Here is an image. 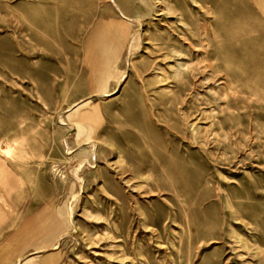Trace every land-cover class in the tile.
Here are the masks:
<instances>
[{
    "label": "rangeland",
    "instance_id": "obj_1",
    "mask_svg": "<svg viewBox=\"0 0 264 264\" xmlns=\"http://www.w3.org/2000/svg\"><path fill=\"white\" fill-rule=\"evenodd\" d=\"M115 1L129 12L137 5ZM169 1L189 24L204 19L209 52L199 55V73L175 78L178 62L190 69L196 55L191 48L164 56V36L180 23L176 13L159 15L164 4L152 0L147 39L118 83L128 49L108 70L97 29L135 26L111 0H0L5 264L23 254L29 264H264V16L253 0H216L200 14L190 0ZM88 109L100 150L94 159L77 142L88 135L79 125ZM64 121L80 128L69 132ZM47 201L64 218L71 209L75 227L16 235ZM239 238L263 252L250 254Z\"/></svg>",
    "mask_w": 264,
    "mask_h": 264
},
{
    "label": "bare ground",
    "instance_id": "obj_2",
    "mask_svg": "<svg viewBox=\"0 0 264 264\" xmlns=\"http://www.w3.org/2000/svg\"><path fill=\"white\" fill-rule=\"evenodd\" d=\"M161 1L164 4V8H162L161 9L162 11L159 12L158 14L159 15H161V14L167 15L169 13H176L175 16H176L178 22L180 23V25H177L176 28L171 29L172 35H171V33H169V31H167L168 33L166 32V34L164 36V42L166 44V47L168 48V51L164 54V56L166 58L170 57V55H169L170 53H173V55H176V56H184L183 54H186L185 51L186 50L191 51V48H192V51L196 55L195 65L193 67H191L190 69L185 62H182V61L178 62L175 78L178 79L179 76L184 75V74L186 75V73H188L189 70H191L192 73L195 72L198 74L199 70L201 69L200 61L202 60L201 58H199V55L204 54L206 51V45L204 43V37H203V35L205 33L204 19L201 17V20H202V23H201V22H199L200 18L197 17L192 24H189V22L185 18H183V14L181 12H179V11L176 12V10L173 9L174 7L169 0H161ZM190 1L193 3V6H191V7L194 8V6H195L197 8V12H199V14H200V12L210 13L213 10V8L216 7V0H210L209 1L210 4H208V2L205 0H204L205 2L200 1V0H190ZM253 1H254V4L256 5V8L260 12V14L262 16H264V0H253ZM136 2H137L136 8L134 10H132V12H129L125 8L119 6V4L115 0H111L113 7L116 9L119 16L127 22L126 24L135 26L134 28H132V30L129 31L127 29H125V30L122 29V30L118 31L116 29H113V27L109 23L100 24V26L97 29V40H98L99 49H100L99 55H100V57H102L104 59L103 63L106 64L108 70L112 69L113 64L120 58L123 45H125L126 48L128 49L127 55L125 57L124 71H122V73L120 74L118 83L125 76L127 67H129V68L132 67V58H131L132 51L135 52V50L137 48H139L141 41L143 39H147L145 37V35H147L146 34L147 30L144 29V20L147 17L151 16L152 0H136ZM188 31L192 33V37H190L188 35ZM145 43H148V40H146ZM190 45L192 47H190ZM210 49L213 51L216 50L214 48V46H211ZM206 52H209V50ZM204 67L213 70L211 63L204 65ZM202 70H203V67H202ZM225 76H226L225 79L228 82H231V80H232L231 74L227 72ZM102 78H104L103 75H100L98 80H100ZM166 79H167V77L164 75L163 80L165 81ZM77 105H78V103L73 104L72 109ZM72 109H70V111ZM65 111L68 113L69 109H66ZM93 115H95L94 109L85 110V114L82 118L83 123L81 122L79 125L80 126L81 125H88L89 131H88L87 136L82 137L77 142H78V145H80V147L83 145H87L88 146V152L87 153H88V155H90L91 158L94 159L97 156V154L100 153L99 144L96 140L93 139L94 135L92 134V131L90 129L91 124L90 125L86 124L87 122L89 123V121L91 122L93 120V118H94ZM84 121H86V122H84ZM63 124H66L68 131L72 130L74 128H78V126H79V125H77V127H76L75 123L70 122V121L69 122L64 121ZM80 126H79V128H80ZM11 149L9 147L6 148L7 154L9 153V150H11ZM124 162L125 161H124L123 157L120 155V153L117 152V160L113 162V166L116 169L118 174L122 175V173L124 172ZM3 164L4 163L0 161V169L2 168ZM79 166L81 167V163H79ZM138 176L144 177V176H146V174L144 171H141L138 173ZM81 177H79L77 175V180L80 183L82 182ZM125 181L129 182L128 180H125ZM2 196L3 195L0 192V201H2L1 200ZM1 211H2V206L0 204V216H1ZM34 211L35 212L33 214V217H31V219H29L26 224H24V223L22 224V228H20V230L16 232V235L21 234L20 233L21 231L24 232V230L29 225H32V228L28 234L29 236H35L37 231L40 228H45L48 225L50 226L54 223H56L57 225H69V226H72V228L75 227V222H74L73 217H72L71 209L69 210L67 217L64 218V216L61 214L60 210H58L57 207L51 201H47L45 204H43V206L37 208ZM234 213L235 212L231 210V214L235 215ZM233 217L240 219L239 216H237V215L233 216ZM65 233H68V231H64L60 235H58L57 241L55 244H53L52 249L58 248L59 240L63 237V235ZM43 236H44V239H43V241H44L46 239V237L48 236V234H43ZM239 239L241 241H243V246L245 248H247V250L252 251V253H250V254L256 256V255H259L263 252L260 250L259 246H254V243H251L249 240L244 239V238H239ZM8 241L11 245H13L14 243H17V240L15 238H10ZM34 247H35L34 252H39V251L44 249L43 246L40 244L37 246H34ZM262 255L264 257V253ZM25 257H26L25 254L17 256L14 260V264H24ZM1 259H3L4 261L1 262ZM7 260H8V258H7L6 249L4 248V246H0V264H5Z\"/></svg>",
    "mask_w": 264,
    "mask_h": 264
},
{
    "label": "crops",
    "instance_id": "obj_3",
    "mask_svg": "<svg viewBox=\"0 0 264 264\" xmlns=\"http://www.w3.org/2000/svg\"><path fill=\"white\" fill-rule=\"evenodd\" d=\"M31 228H32V225L27 226V228L24 230V232L27 231L28 234H29ZM24 232H23V234H24ZM27 232H26V233H27ZM33 250H34V249H33ZM24 264H29V263H24ZM44 264H46V262H44ZM47 264H48V263H47Z\"/></svg>",
    "mask_w": 264,
    "mask_h": 264
}]
</instances>
